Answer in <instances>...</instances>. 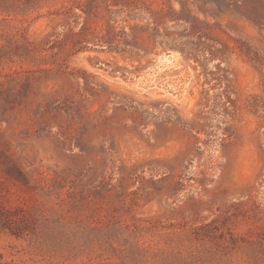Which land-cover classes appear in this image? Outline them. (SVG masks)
Here are the masks:
<instances>
[{"label": "rangeland", "instance_id": "obj_1", "mask_svg": "<svg viewBox=\"0 0 264 264\" xmlns=\"http://www.w3.org/2000/svg\"><path fill=\"white\" fill-rule=\"evenodd\" d=\"M0 264H264V0H0Z\"/></svg>", "mask_w": 264, "mask_h": 264}, {"label": "trees", "instance_id": "obj_2", "mask_svg": "<svg viewBox=\"0 0 264 264\" xmlns=\"http://www.w3.org/2000/svg\"><path fill=\"white\" fill-rule=\"evenodd\" d=\"M72 10L71 7L66 8L58 15H65ZM89 36V37H88ZM108 42L114 45L113 49L116 51H126L127 49L130 52L141 51L138 43H134L133 41H128L126 39V34L123 30L118 31L116 34H110L109 30L106 31L103 36H95L94 33H90L86 27H83L77 33L73 32L71 28H68L61 31V33H53L49 34L44 41L43 50L52 51V56L57 57L61 64L65 65V61L71 54H75L79 50H83L86 48L85 44L90 41H101ZM64 56V57H62Z\"/></svg>", "mask_w": 264, "mask_h": 264}, {"label": "bare ground", "instance_id": "obj_3", "mask_svg": "<svg viewBox=\"0 0 264 264\" xmlns=\"http://www.w3.org/2000/svg\"><path fill=\"white\" fill-rule=\"evenodd\" d=\"M174 54H175L174 52H170V53H165V54L161 55L156 60L155 64L161 67V66H168L172 63L173 64L176 63L177 58H176V56H174ZM146 72H145V74H146ZM145 74L144 73L141 74L139 76V78L135 80V84L137 86H140L142 84V82H143L142 79L145 77Z\"/></svg>", "mask_w": 264, "mask_h": 264}, {"label": "water", "instance_id": "obj_4", "mask_svg": "<svg viewBox=\"0 0 264 264\" xmlns=\"http://www.w3.org/2000/svg\"><path fill=\"white\" fill-rule=\"evenodd\" d=\"M143 68L134 67V66L120 67L117 73L119 76L124 77L125 79L128 80H133V82H135V80L139 78L140 72L144 70Z\"/></svg>", "mask_w": 264, "mask_h": 264}]
</instances>
